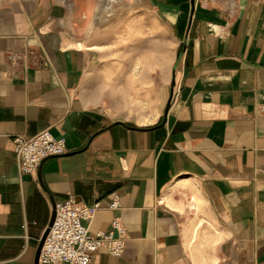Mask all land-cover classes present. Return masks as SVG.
Instances as JSON below:
<instances>
[{"label": "crops", "instance_id": "1", "mask_svg": "<svg viewBox=\"0 0 264 264\" xmlns=\"http://www.w3.org/2000/svg\"><path fill=\"white\" fill-rule=\"evenodd\" d=\"M145 2L159 28L149 68L139 44L104 51L95 0H0V264H37L68 195L102 205L91 232L115 218L126 230L121 255L100 249L96 264H264V0ZM44 129L66 151L24 174L13 138ZM197 202L216 239L200 261L185 219Z\"/></svg>", "mask_w": 264, "mask_h": 264}, {"label": "built area", "instance_id": "2", "mask_svg": "<svg viewBox=\"0 0 264 264\" xmlns=\"http://www.w3.org/2000/svg\"><path fill=\"white\" fill-rule=\"evenodd\" d=\"M13 144L19 169L24 174H32L44 159L66 151L65 140L53 136L48 129L28 138L16 135ZM119 207V199L114 195L107 208ZM101 208L99 202L81 204L73 195L56 202L53 221L46 227L48 232L44 236L37 264H96L93 253L100 249L112 256L121 255L126 230L117 218L106 230L91 232L88 228V222Z\"/></svg>", "mask_w": 264, "mask_h": 264}, {"label": "rangeland", "instance_id": "3", "mask_svg": "<svg viewBox=\"0 0 264 264\" xmlns=\"http://www.w3.org/2000/svg\"><path fill=\"white\" fill-rule=\"evenodd\" d=\"M95 4L97 5L98 13L103 17L107 16L108 19L102 30L104 34L109 36V41L111 42L106 46L107 50L104 51L110 52L109 56L115 58L118 53H136L139 44L140 48L142 47L143 49L144 47L145 49L147 68L155 65V60H153L155 45L152 42L155 37L159 36V28L145 0H95ZM165 55L166 50L162 49L161 56L165 57ZM158 61L156 65H158ZM115 62L121 63V60H116ZM160 62L162 64L164 58ZM126 63H124V67ZM119 67H122V64ZM100 77L105 82L106 79H109L114 84V87H116L117 83L121 84L127 81V76L124 75L115 77L103 75ZM149 78L152 79V91L150 88V96L147 99V105L144 106L145 117H149L152 114L154 104L153 83L156 77L149 76ZM112 94L116 97V95H121L122 92L118 93L115 91L109 95L111 96ZM132 113L135 114V112ZM185 219L187 231L189 232L191 254L198 261L202 260V257L205 259L208 256H212L216 243V239L213 236L214 228L207 220L206 214L198 202L188 204L185 211Z\"/></svg>", "mask_w": 264, "mask_h": 264}, {"label": "water", "instance_id": "4", "mask_svg": "<svg viewBox=\"0 0 264 264\" xmlns=\"http://www.w3.org/2000/svg\"><path fill=\"white\" fill-rule=\"evenodd\" d=\"M53 217H54V209L52 211V214H51V218H50V221H49V224L48 226L51 225L52 221H53ZM48 232V228H46L42 234V237L40 239V242H39V245H38V248H37V257L39 255V252H40V248H41V245H42V242H43V239H44V236L46 235V233Z\"/></svg>", "mask_w": 264, "mask_h": 264}, {"label": "bare ground", "instance_id": "5", "mask_svg": "<svg viewBox=\"0 0 264 264\" xmlns=\"http://www.w3.org/2000/svg\"><path fill=\"white\" fill-rule=\"evenodd\" d=\"M145 121H149V119H146Z\"/></svg>", "mask_w": 264, "mask_h": 264}]
</instances>
